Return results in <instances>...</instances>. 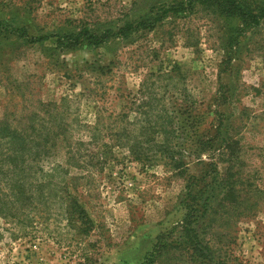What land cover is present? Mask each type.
<instances>
[{"label": "rangeland", "instance_id": "374dc122", "mask_svg": "<svg viewBox=\"0 0 264 264\" xmlns=\"http://www.w3.org/2000/svg\"><path fill=\"white\" fill-rule=\"evenodd\" d=\"M188 1L0 0V127L41 134L29 198L0 137V264H264V0Z\"/></svg>", "mask_w": 264, "mask_h": 264}, {"label": "trees", "instance_id": "16d2710c", "mask_svg": "<svg viewBox=\"0 0 264 264\" xmlns=\"http://www.w3.org/2000/svg\"><path fill=\"white\" fill-rule=\"evenodd\" d=\"M195 4H200L203 6H210V7H221L223 9H229L233 13H237L238 15L248 18V19H256L258 21L259 17L264 15V1H262V6L259 8V17L258 15L255 14V9L257 11V6L251 7V2H248L247 0H189L188 3L183 2L180 4V6L183 8V10H186L187 7L191 8ZM140 25H145V22L140 21L138 22L137 25L133 24H127L126 26L122 27L119 29L118 33H123L126 32L130 29H136ZM85 30L81 29L78 33L75 35H72L71 37H68L72 40L73 37L76 39H80V37L83 35V32ZM90 41L94 42L96 44H100L102 39H107L109 38L110 35L113 34V31L111 29L105 30L101 35H98L96 33H90L89 31L86 32ZM24 35H27L26 32H24ZM39 39H43V37H40ZM64 101H67V98L63 99ZM71 102V101H69ZM149 104H144L142 106H148ZM151 106V105H150ZM152 108H154L152 106ZM55 109V108H54ZM54 109H51L48 112V116L50 118L49 122H52L53 129L57 131V136L59 135H66V132L61 130L60 124L57 122V115L60 114L59 112L55 113ZM36 117V114H35ZM35 117L32 119L29 123V129L27 130V134L23 133H18L17 131H11L7 127H0V137L1 139L6 140V143L8 144V152H7V168H8V173L10 175V180L13 181V183H10V186H17V180L19 184V190L17 191L18 194L23 197L26 196V198H29L30 196L26 195V186L25 182L27 179L26 177L30 176L32 174V168L33 166L29 165L28 162H26V155L30 158L33 157V160H35L39 153L41 147L40 143L38 141V137L41 135L38 133V129L36 128V122H35ZM48 118V119H49ZM150 130L152 131L153 134L158 133V132H165L167 133L168 130H166L163 127L156 128L155 123L150 124ZM54 131H48L45 134V141L51 142L50 145H52V138H51V133ZM62 133V134H61ZM56 136V137H57ZM164 152H170L169 146L167 144H164L163 146ZM42 149H46L42 147ZM171 156V155H170ZM172 158V156H171ZM36 172V171H35ZM29 174V175H28ZM24 180V181H23ZM232 190V187H229V185L223 186L222 193H230ZM74 195V194H73ZM15 196H17V193H15ZM69 197H71V200L69 204H67L66 211H68V214L70 212H75L79 214H83L84 210L82 209V206L79 204L78 199L75 196H72V193L68 194ZM80 228V226H79ZM189 239L186 240V244L189 242ZM190 242L192 243L191 245L193 246V253L195 252L199 253L201 256H204L205 258L209 257L206 256V253L202 251V248L199 246L200 243L195 242V240L190 238ZM158 253L160 251L158 250ZM150 257L149 263L153 262L155 259V256L157 255V252H151L147 254Z\"/></svg>", "mask_w": 264, "mask_h": 264}]
</instances>
